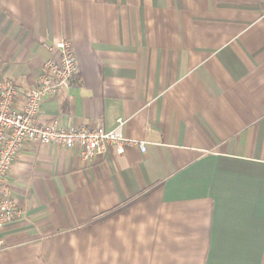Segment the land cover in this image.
Masks as SVG:
<instances>
[{"label":"crops","instance_id":"crops-1","mask_svg":"<svg viewBox=\"0 0 264 264\" xmlns=\"http://www.w3.org/2000/svg\"><path fill=\"white\" fill-rule=\"evenodd\" d=\"M71 42L40 122L144 143L83 161L27 143L0 264H264V0H0V75L35 85Z\"/></svg>","mask_w":264,"mask_h":264},{"label":"built area","instance_id":"built-area-1","mask_svg":"<svg viewBox=\"0 0 264 264\" xmlns=\"http://www.w3.org/2000/svg\"><path fill=\"white\" fill-rule=\"evenodd\" d=\"M48 50L55 54L42 64V74L35 85L18 87L12 79L0 75V252L4 249L1 230L21 215L5 180L27 143L62 148L75 153L83 161L105 154L108 146L113 147L117 155L134 146L145 151L144 143L122 136V120H118L112 130L63 127L57 120L40 122L43 101L65 93L78 74L71 42L62 39Z\"/></svg>","mask_w":264,"mask_h":264}]
</instances>
